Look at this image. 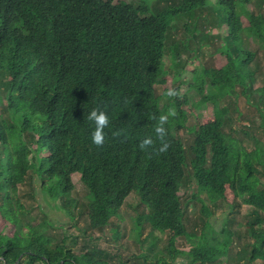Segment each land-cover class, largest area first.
Returning a JSON list of instances; mask_svg holds the SVG:
<instances>
[{
	"label": "trees",
	"instance_id": "16d2710c",
	"mask_svg": "<svg viewBox=\"0 0 264 264\" xmlns=\"http://www.w3.org/2000/svg\"><path fill=\"white\" fill-rule=\"evenodd\" d=\"M140 1L0 0V264H115L96 248L72 252L65 236L57 243L52 223L33 221L21 203V186L36 179L41 193L61 201L73 218L75 174L88 191L84 211L92 230L112 224L128 197L138 195L139 231L148 225L167 236L164 254H142L143 264L230 258L235 234L213 230L206 198L215 207L250 208L251 251L238 264H264V144L249 149L232 137L224 102L240 86L248 101L264 107V85H254L250 65L264 50V10L253 8L256 0H153L154 14H147ZM198 19L209 24L200 37ZM215 25L221 57L197 71L195 85L187 83L214 112L189 123L184 106L191 99L179 82L184 67L173 61L192 38H200L193 58L211 54L207 30ZM249 38L257 47L246 44ZM97 103L111 120L102 147L90 143L86 121ZM162 117L161 140L153 128ZM182 129L192 135L189 145ZM146 135L154 146L144 151L138 143ZM161 143L168 144L162 153ZM191 184L197 190L191 200L206 220L200 234L190 236L184 191ZM186 240L188 253L178 249Z\"/></svg>",
	"mask_w": 264,
	"mask_h": 264
},
{
	"label": "rangeland",
	"instance_id": "374dc122",
	"mask_svg": "<svg viewBox=\"0 0 264 264\" xmlns=\"http://www.w3.org/2000/svg\"><path fill=\"white\" fill-rule=\"evenodd\" d=\"M153 3V0H141L139 4L147 7L145 13L154 14V10L152 9ZM253 8L264 10V0H256ZM197 26L199 29L197 36L200 37L206 32L209 24L204 19H198ZM183 31L184 29L182 28L177 31V37L180 39L184 37ZM207 31L211 34L210 40L212 44L214 43L208 49L211 54H207L204 58L202 57L203 61L202 58H200V61L193 58L198 50L196 47L199 42H196V40L200 38H192L188 42L183 41L173 61H179L177 69L178 67H184L181 75L183 80L179 82L181 89L184 91L183 93H189L188 95L191 99L190 104L184 106L189 112V123H196L200 119V116H210L214 112V104L211 101H201V93L195 88L189 89L187 84L195 85L197 71L202 68L213 67L215 60L221 57V54L215 52V46L222 42L217 37L218 28L216 25L211 26ZM246 44L251 48L257 47V44L255 45L250 38L246 39ZM199 56H201L200 52L197 54V57ZM250 65L255 70L258 78L254 85H264V50L260 49L257 51ZM156 89L158 92H162L163 90L161 85H157ZM224 102L230 109L227 115L229 121L226 125V130L232 137L249 149H252L255 143L264 144V107L259 106L258 109L253 105V102L248 101L241 92L240 86H237L224 99ZM179 134L186 141V145L191 143L192 135L190 132L182 129ZM72 180L74 188L70 194V198L79 204V207H74L72 210L74 214L73 218H70L65 213V210L61 206V201H50L41 193L39 182L36 179L32 183L24 184L20 189L19 197L25 211L29 213V217L33 221L37 220V222L43 219L51 222L54 228L49 229V232L55 236L57 243L65 236L67 238L65 246L72 252L78 254L96 248V250L111 254L115 264H143L142 254H146L151 258L154 254L159 256L164 254L167 246L166 235L152 233L148 225H144L143 229H140L141 233L139 234L137 220L141 206L136 193L128 197L118 215L112 218V224L104 229L92 230L88 227L89 220L84 211L88 203V191L82 184L79 174H75ZM184 192L189 208L187 214L188 234L190 236L192 234L199 235L201 230H203L206 217L203 216L201 204L199 202L193 203L191 200L197 192L196 185L191 184L189 189ZM204 202L211 211L212 217L209 219V222L213 230L216 233H221L222 230L226 229L235 234L234 244L230 250V258L222 259L217 264H238L240 259L245 257L244 254L248 255V252L251 251L250 244L252 243V239L246 231L250 208L245 205H241L239 208L228 205L215 207L211 206L207 198ZM81 211L83 213H80ZM116 230L119 231V235ZM4 232L10 234L12 227L6 225ZM190 248L191 242L187 240L181 241L178 245V249L185 253H188ZM175 264H188V261L179 259ZM255 264L263 263L256 262Z\"/></svg>",
	"mask_w": 264,
	"mask_h": 264
},
{
	"label": "clouds",
	"instance_id": "9594fccd",
	"mask_svg": "<svg viewBox=\"0 0 264 264\" xmlns=\"http://www.w3.org/2000/svg\"><path fill=\"white\" fill-rule=\"evenodd\" d=\"M170 95L172 93H169ZM86 121L89 123V140L90 143L96 147H102L107 139L106 129L110 128L111 120L110 114L105 106L97 103L91 107L86 114ZM164 118L162 117L160 123L155 125L153 132L157 139H163L166 134V129L163 126ZM154 146V139L151 135H146L139 140L138 147L141 150L147 151ZM168 148L167 143H161L159 152H164Z\"/></svg>",
	"mask_w": 264,
	"mask_h": 264
}]
</instances>
